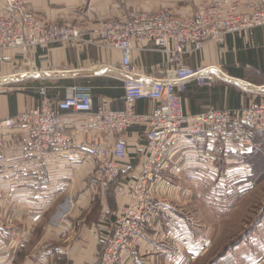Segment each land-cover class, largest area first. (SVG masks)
<instances>
[{
  "label": "crops",
  "instance_id": "0c3cea01",
  "mask_svg": "<svg viewBox=\"0 0 264 264\" xmlns=\"http://www.w3.org/2000/svg\"><path fill=\"white\" fill-rule=\"evenodd\" d=\"M208 1L212 0H26L45 24L83 25L88 32L85 39L90 42L97 41L103 21L126 20L134 11L161 9L189 17ZM132 58L139 70L135 80L150 84L164 79L167 69L210 68L209 74L217 77L216 82L212 87L189 84L183 95L186 114L208 109L234 110L264 102V28L224 36L173 64H168L164 53L154 50L151 41L136 44ZM120 67L118 51L86 42L54 44L26 53L1 52L0 121L37 106L42 88L56 105L71 94L73 87L90 86L95 109L107 105L113 111H124L127 77ZM155 108L156 103L146 100L135 105L138 114L151 113ZM64 123L71 143L81 145L92 140L93 131L88 129L85 115L67 113ZM103 134L112 143L114 135ZM257 137L251 146L245 147L238 139L196 138L183 131L171 144L168 159L158 171L156 191L161 196L151 206L144 223L145 232L137 239L138 248L124 254L119 264H149L156 258L166 264H181L179 257L183 249L174 255L168 246L180 243L181 234H176L179 225L175 221L183 220L175 215L172 201L167 198L170 187L176 189L177 198V189L187 177L221 183L226 167L230 168L225 172L224 183L232 177L246 178L256 167L255 157L257 162L261 160L258 153L262 144ZM4 139L7 148L0 151V264L99 263L104 239L126 201L100 189L95 180L98 172L95 162L72 164L66 149L52 150L39 159L29 151L32 136L26 130L6 132ZM126 139L130 157L123 164L119 179L125 183L136 179L141 172L148 146L146 128L133 126ZM164 218L172 220L174 225L165 223L167 227L160 231ZM180 228L182 235L190 234ZM157 237L167 246H158Z\"/></svg>",
  "mask_w": 264,
  "mask_h": 264
},
{
  "label": "built area",
  "instance_id": "2783aa9c",
  "mask_svg": "<svg viewBox=\"0 0 264 264\" xmlns=\"http://www.w3.org/2000/svg\"><path fill=\"white\" fill-rule=\"evenodd\" d=\"M232 2L216 0L201 5L192 17L177 18L167 10L134 11L126 20L101 22L97 42L100 47L117 50L122 57L121 72L127 77L124 111H113L107 105L95 109L90 86L73 87L71 94L56 105L42 88L41 105L0 121V151L7 148L6 132L26 130L32 136L29 151L39 159L52 150L66 149L72 164L95 162L98 167L95 180L104 190L116 183L130 157L126 133L135 125L146 128L148 146L141 174L129 186L117 185L118 195L127 198L128 204L104 239L100 264H118L124 254L134 250L142 224L159 196L158 171L168 159L171 144L183 131L196 138L238 139L245 147L252 145L256 134L264 135V102L235 110L185 113L182 95L189 84L212 87L216 82L217 77L209 74V67L167 69L164 79L152 84L135 80L139 77L132 58L136 43L153 42L157 51L166 55L168 64H173L202 50L210 41L264 27V0L255 5L243 1L247 16L237 13L240 0ZM86 35L87 32L70 24H45L25 0H0V51L28 52L41 46L82 42ZM141 100L156 103L154 111L138 114L135 105ZM67 113L86 116L87 127L93 131L91 141L81 145L71 143L64 126ZM103 133L114 135L112 143Z\"/></svg>",
  "mask_w": 264,
  "mask_h": 264
},
{
  "label": "rangeland",
  "instance_id": "374dc122",
  "mask_svg": "<svg viewBox=\"0 0 264 264\" xmlns=\"http://www.w3.org/2000/svg\"><path fill=\"white\" fill-rule=\"evenodd\" d=\"M213 1L216 0L208 1L201 5H206ZM223 1L232 2V0H223ZM243 1L245 0H240V2H238L239 6L237 8L238 9L237 13L241 16H247L246 14L248 13V9L245 7ZM248 1L255 5L260 0H248ZM201 5H199L196 8V13L189 17L196 15L199 11L198 8ZM29 9L33 11L30 7ZM163 10L172 12L177 18H184V17H179L181 14L175 13L170 9H161L159 11L150 12V13H158ZM52 24H58V25L70 24L73 27L81 28L85 33L87 32L86 28H84L83 25L79 23L66 22V23H52ZM260 28H264V27H260ZM248 32H250V30L242 31L230 35H241V34H246ZM219 40L220 39L213 41H219ZM81 41L82 42L72 41L67 44H55V45L64 46L69 44L74 45L85 42L90 44L89 43L90 41H87L85 39ZM91 44L100 47L99 42H97L96 40L92 41ZM41 47H46V46H41ZM104 49H112V48H104ZM154 50L157 51L155 45H154ZM6 51H12V50H6ZM1 52H5V51H0V53ZM121 61H122V57H121ZM120 71H121V67H120ZM39 96L41 98V101L37 106L41 105L43 102V98L41 97V95ZM252 104L248 105L247 107H250ZM208 110H216V109H208ZM256 135H259V137H257L256 139L260 140L262 144L261 152L258 153V157L261 158V160H259L258 171H257V167H254L252 168V171L247 175L246 178L240 176L232 177L228 179L226 183H224L225 174H226L225 172L228 170L227 168L230 167L223 168L224 173L222 174L224 175L223 177H221L222 178L221 180H223L221 183L219 182V180H217L216 183L209 182L199 176H198L199 178L197 177L199 180L190 179L189 177H187L186 180H184V185L179 186V190L177 189V195H178L177 198H175L174 195L176 189L170 187V193L167 194L168 197L167 196L166 197L168 198V200H170V202L172 201L171 205H173L174 207V211L176 212L175 215L183 219L180 221H175L176 224L179 225L177 226L178 231L176 232V234L182 235V230L180 227L185 228V230L190 232V234H187L186 236L180 235L178 237L180 241L178 246L176 243L175 245L174 242L172 244H168V246L170 247L169 251H171V253L173 252L172 254L174 255H177V253L180 252V249H183V253L180 254L182 256L179 257L180 259L179 262H181V264H183L182 262L184 263L186 262V264H264V170H262L264 169V135L262 134H256ZM71 146L72 144H70V147ZM254 160L255 163H257V156L255 157ZM237 166L238 165H233L232 167L236 168ZM141 171H142V167H141ZM121 175L122 172L115 184L111 185L108 189L105 190L101 189V190L105 192V194L112 193L115 196L124 199L126 201V204L123 207L124 209L128 204V199L118 195L116 191L117 185L120 184L124 186L125 185L129 186L131 183H134L139 176L136 179H133L125 183L119 181ZM158 198L160 197L157 196V199L155 201H157ZM123 209L117 215L116 222L118 221V217L122 213ZM149 216H150V212H149ZM171 221L172 220H168L164 218L162 221V229L160 231H162L167 227L165 223L174 225ZM144 223L145 222H143L142 224L143 228L145 225ZM143 228L141 227V234L139 235V237H141L145 232ZM112 229H114V226L111 228V231ZM161 235L162 234H160V236ZM188 237H190V239H188ZM157 239L159 240L158 243H160L157 244L158 246L160 247L162 245L167 246V243L165 242L164 244L159 237H157ZM152 241H156V240L152 239ZM188 244L190 245L188 246ZM198 247L200 248L197 249ZM137 248H138L137 245H135L134 250H136ZM102 251L103 249L100 252L102 253ZM194 252L195 255H193ZM149 256L150 255L147 254V257ZM158 259L156 258V260H153L149 264H166L164 263V261L161 260L158 261ZM100 261L97 264H100Z\"/></svg>",
  "mask_w": 264,
  "mask_h": 264
},
{
  "label": "trees",
  "instance_id": "16d2710c",
  "mask_svg": "<svg viewBox=\"0 0 264 264\" xmlns=\"http://www.w3.org/2000/svg\"><path fill=\"white\" fill-rule=\"evenodd\" d=\"M258 163H259V162H257V164H258ZM257 164H256V167L259 166V164H258V165H257ZM255 171H256V170H255Z\"/></svg>",
  "mask_w": 264,
  "mask_h": 264
}]
</instances>
